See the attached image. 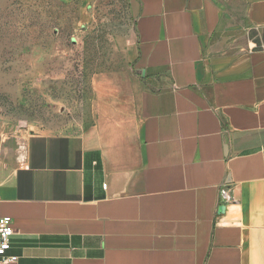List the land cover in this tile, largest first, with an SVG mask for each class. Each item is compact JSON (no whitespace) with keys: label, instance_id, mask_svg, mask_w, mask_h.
Masks as SVG:
<instances>
[{"label":"crops","instance_id":"0c3cea01","mask_svg":"<svg viewBox=\"0 0 264 264\" xmlns=\"http://www.w3.org/2000/svg\"><path fill=\"white\" fill-rule=\"evenodd\" d=\"M93 121L0 148L18 264H264V0H128ZM235 203L221 205V186Z\"/></svg>","mask_w":264,"mask_h":264},{"label":"rangeland","instance_id":"374dc122","mask_svg":"<svg viewBox=\"0 0 264 264\" xmlns=\"http://www.w3.org/2000/svg\"><path fill=\"white\" fill-rule=\"evenodd\" d=\"M242 24L246 0H216ZM128 0H0V148L93 121L99 81L130 66Z\"/></svg>","mask_w":264,"mask_h":264},{"label":"built area","instance_id":"2783aa9c","mask_svg":"<svg viewBox=\"0 0 264 264\" xmlns=\"http://www.w3.org/2000/svg\"><path fill=\"white\" fill-rule=\"evenodd\" d=\"M218 195V202L221 205L235 203L233 193L227 186H221ZM13 236L14 229L11 218L0 216V264H18L19 257L10 254Z\"/></svg>","mask_w":264,"mask_h":264}]
</instances>
